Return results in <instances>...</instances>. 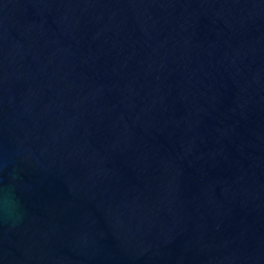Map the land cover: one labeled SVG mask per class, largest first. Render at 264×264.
Returning a JSON list of instances; mask_svg holds the SVG:
<instances>
[{
    "label": "water",
    "instance_id": "1",
    "mask_svg": "<svg viewBox=\"0 0 264 264\" xmlns=\"http://www.w3.org/2000/svg\"><path fill=\"white\" fill-rule=\"evenodd\" d=\"M0 264H264V0H0Z\"/></svg>",
    "mask_w": 264,
    "mask_h": 264
}]
</instances>
